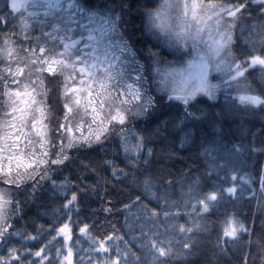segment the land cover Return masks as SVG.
<instances>
[{
	"label": "trees",
	"instance_id": "1",
	"mask_svg": "<svg viewBox=\"0 0 264 264\" xmlns=\"http://www.w3.org/2000/svg\"><path fill=\"white\" fill-rule=\"evenodd\" d=\"M77 1L106 19L113 32L121 35L123 49L118 51L124 52L125 61L132 58L122 85H138L144 101L118 123L105 119L106 108H110L107 91L97 92L95 88L92 92L97 93L100 105V113L94 114L86 92L64 93L62 81L52 80L45 89L48 101L43 105L44 117L38 116L34 129L30 119L24 128L34 141L32 145L24 135H16V129L3 121L4 113L0 111V147L7 148L9 141H21L11 153L21 158V165L50 151L49 140L57 135L55 126L58 121L64 122V95L72 97V112L68 115L77 113L70 127L77 122L81 125L68 136L75 139L81 133L103 135L104 129L117 123L99 142L69 148L65 157L43 175L25 179L19 186L0 180V192L7 195L6 201H11L5 205L8 224L3 230L5 239L0 241V258L11 251L10 264L21 259L24 264H63L67 248L58 229L69 223L70 264H104L108 260L112 264H264V67H248L234 77L227 71L212 72L208 74L209 84L215 86L211 95L195 93L183 101L176 98V93L189 87L173 83L172 66L188 64L202 47H169L146 29L145 10L162 0ZM230 3L244 6L232 33L231 55L241 61L253 54L264 55L259 49L264 34V4L260 0ZM252 44L257 47L255 52ZM37 46L53 49L52 41L35 20L20 22L10 1L0 0V52L10 55L17 49ZM56 52V59L66 58L59 50ZM58 71L57 65L46 66L44 75ZM22 89L23 85L11 91ZM28 90L32 91L31 87ZM242 95L258 97L259 101L242 103ZM76 97L81 98L80 105L75 103ZM14 99L19 108L25 107L19 98ZM49 106L52 120L48 119ZM111 111L115 116L116 109ZM20 114H10L8 120L18 123L15 118ZM36 129L45 138L43 148L40 137L33 134ZM127 130L135 141L129 137L125 143L122 132ZM9 132L13 135L9 136ZM60 142L55 140L57 145ZM132 143L140 144L138 152L128 151ZM0 155L5 165L8 153ZM16 166L12 163L14 171ZM46 166L41 164L40 168ZM146 176L155 178L150 187L143 183ZM232 188L235 191L229 192ZM212 194L216 199L209 201L207 212L187 214L192 213L196 201ZM168 205L176 207L165 217L163 211L168 210ZM153 212L158 215L153 216ZM201 215L203 230L194 236L179 231V225L192 227V221ZM233 222L243 224L246 231L235 238L223 236V229L233 227ZM83 226L84 233L80 230ZM188 237L194 244L185 254L182 244ZM101 242L108 251L100 249ZM160 248L165 249V255H160ZM16 250L20 251L19 257Z\"/></svg>",
	"mask_w": 264,
	"mask_h": 264
},
{
	"label": "snow or ice",
	"instance_id": "2",
	"mask_svg": "<svg viewBox=\"0 0 264 264\" xmlns=\"http://www.w3.org/2000/svg\"><path fill=\"white\" fill-rule=\"evenodd\" d=\"M264 4V0H260ZM244 6L242 4L230 3V0H222V2H217V0H162V3L156 7H151L145 10V27L148 31L152 32L159 37H162L169 47L174 48H184L187 45L188 40H192L193 49L195 50L198 42L202 41L201 32L203 31V25L206 22L215 21V32L219 39H212L213 25L209 24V40L212 42L208 45L207 53H200V59L196 65L198 71L195 74L197 84L194 88L184 90L176 93V98L183 101H187L196 92H204L211 95L214 85H210L208 82V74L210 67L214 64L215 70L224 71L226 67L227 73L233 76H240L246 70V66L259 65L264 67V55H250L246 60L241 61L239 58L233 57L231 55V48L234 44L233 40V30L236 27V21L241 18V9ZM179 22L180 30L177 31L173 25L169 22L172 18ZM227 17V19L225 18ZM189 19L197 25L194 32L190 30L191 26L187 23ZM246 43L250 44L251 41L246 40ZM80 43L84 45L83 51H81L78 45L73 50V56L75 57V63L72 62L73 57L70 56L67 59H56L57 52L55 50H50L47 47L37 46L35 48L29 47L27 49H17L16 52H12L10 55H5V53L0 52V111H3L4 117L2 118L4 122H7L11 128L16 129V135H24L28 139V144L32 145L31 137L28 133L24 132V128L28 126V121H31V127L34 129L38 121V116L42 119L45 115V109L43 105L48 101V95L45 93V89L48 87L52 80L62 81L61 87H63L64 93H84L87 92L89 97H92L93 85L99 80L100 88L107 91L110 97V108L108 115L105 117L106 120L110 118L111 121H117L121 123L131 113L132 107L139 106L143 103L144 97L140 94L139 86L132 88L124 87L115 73V66L111 63L112 59H116L115 46L113 44L112 38L110 36H105L101 30L99 34L95 32L89 34L87 39L83 37ZM253 52L256 51L257 47L252 44ZM259 49L264 52V34L261 35L259 40ZM20 53L19 55L17 54ZM31 53V55H29ZM62 55V53H61ZM15 57V58H14ZM23 57V59L21 58ZM47 57V58H46ZM221 57L219 61H215L214 58ZM224 58H227L226 60ZM76 64L80 67L77 69ZM16 65L17 67H13ZM23 67H20V66ZM52 65H57L59 68L58 72H53L50 76H45L46 66L51 68ZM71 65L73 71L66 73L67 69ZM159 72V67L157 68ZM78 72V76L76 73ZM23 73V75H21ZM112 73V75H109ZM234 73V74H233ZM114 77L116 82L114 83ZM44 81V86L41 88V80ZM46 81V84H45ZM71 81V83H69ZM163 84L164 81H161ZM18 91H11V89H21ZM31 87L32 91H29ZM115 92L113 96L112 93ZM14 97L19 98L24 104V108H19ZM28 97V101H24L23 98ZM123 97V99H122ZM171 98V97H170ZM240 101L257 103L259 101L258 97L253 96H240ZM72 97L64 95L63 101V123H58L55 126V131L57 135L49 140L50 151H43L40 153L39 158L32 159L29 164L21 165L20 160L14 157L11 153L15 149L16 141L8 144L7 148L0 147V153H8V166L5 169L3 163V156L0 155V180L8 185H16L23 183L25 179H32L36 175H43L44 172L51 167V165L58 163L62 160L68 149L75 147L77 145L83 147L91 144L93 141L99 142L101 139L106 137L107 132H110L112 126L117 124L113 123L110 128L104 129V134H88L81 135L77 138H72L68 136L67 133L73 130H79L81 126L79 122L70 124L74 120L77 113H73L69 116L68 113L72 112L71 108ZM75 103L77 105L81 104V98L76 97ZM89 104L92 103V99H89ZM116 109V115H112L111 109ZM11 109V113H9ZM119 109V111H117ZM17 111L21 114L15 119L18 123L8 120L10 114L14 115ZM48 119L52 120L54 117L50 115L52 113V108L49 106L47 108ZM123 113V115H121ZM115 117V118H114ZM95 122V118L93 119ZM86 123V121H85ZM103 121H101V126ZM43 127V126H42ZM9 136L13 135L11 132ZM36 135L40 137L39 143L41 148L44 147L45 138L42 136L41 132H37ZM122 135L125 137V143H127L128 138L132 137L135 141V137L132 136L130 130L123 131ZM61 142L57 145L55 143L56 139ZM139 151L140 144L132 143L128 146V151ZM36 156L37 153H32ZM17 159V166L15 171L13 170L11 161ZM41 164L47 165L44 168H40ZM21 167L25 170L21 171ZM155 178L151 176H146L143 180L145 187H150L154 184ZM235 189H229V192H234ZM215 194L211 196L199 199L196 201V205L192 206V213H187L192 215L193 213H205L211 206L209 201L215 200ZM11 201H6L2 196H0V241L5 239L3 235L4 227L8 224V217L6 216L5 205H10ZM176 207V205H168V210L163 211L165 217L171 215V208ZM153 216H157V212L152 213ZM203 215L199 216L197 220L192 221V227H184L179 225V231L181 233L191 232L194 236L197 232L203 230L205 225L201 219ZM234 225L231 228L223 229V236L235 238L239 232L246 231L243 224H238L233 222ZM86 226L81 227V232L84 233ZM195 229V231H193ZM58 231L63 233L65 243L68 240V224H63ZM192 237H188L184 240L182 248L185 254L190 253L194 241L192 244L189 243ZM96 241L93 240V244ZM102 251H108L105 245L101 242L99 245ZM171 252V248L168 249ZM160 255H165V249H159ZM12 252L8 251L6 255L0 258V264H10ZM16 256H20V251L16 250ZM72 252L71 249L68 251V255L65 259L71 260ZM39 258H43L40 256ZM16 264H24L23 260H18ZM104 264H112L111 260L104 261Z\"/></svg>",
	"mask_w": 264,
	"mask_h": 264
},
{
	"label": "rangeland",
	"instance_id": "3",
	"mask_svg": "<svg viewBox=\"0 0 264 264\" xmlns=\"http://www.w3.org/2000/svg\"><path fill=\"white\" fill-rule=\"evenodd\" d=\"M10 1V7L14 11V13H17L20 15V22H26V21H33L35 20L39 26L40 30L44 31L48 35V39L52 41L53 49L55 51H60L62 54L65 55V59L72 56L73 60L72 62L75 63V57L73 56V50L79 45L81 48V51H83L84 45L80 43L81 38L87 39L89 34L95 32L96 34H99L102 30L105 36H110L112 38L113 44L115 46L116 51V59H112L111 63L115 66V73L117 74L119 81L121 84H124V81L126 78V72L130 69V67L127 65L132 58H127L126 61L123 58L124 52H119L118 50L123 49L122 43L124 42L123 39H121V35L117 36L116 33L113 32L112 27L109 25L108 21L104 19L103 17L92 13L89 9L85 8L80 2L77 0H9ZM71 1V2H70ZM45 6V7L41 4ZM46 10H45V9ZM22 17V18H21ZM173 27L179 31L180 25L177 26V20L173 18L169 21ZM191 28L190 30L192 32L195 31L197 25L195 22L189 21L187 22ZM209 24L213 25V31L211 33L212 39H219V37L216 35L215 32V21L206 22L202 27L203 31L201 32L202 41L198 42L196 47H202L201 51L198 52L197 58H192L189 63L182 64L180 66L174 65L172 66L173 72L172 74L175 75V78L173 80L174 84H177L180 86L183 84L186 87H189V89L194 88L196 84L198 83L195 74L198 71L196 65L199 62L200 59V53H207L208 51V45L212 42L209 40ZM49 25V26H48ZM47 27H51L50 30L47 29ZM48 30V31H47ZM53 34V36L51 35ZM157 39H159L162 43L164 42L165 45H168L165 40L162 37H159L158 35L155 36ZM188 44H192V40L187 41L186 50L189 48ZM184 48V49H185ZM185 50V51H186ZM58 54V53H57ZM23 59V57H22ZM221 57L214 58L215 61H219ZM225 60L227 58H224ZM126 62V63H125ZM261 67L259 65H251L246 66L248 67ZM80 67L79 64H76V68L78 69ZM166 70L168 66L165 67ZM73 69L71 65L67 69L65 75L67 76V73L72 72ZM125 72V73H124ZM212 72H226V67L224 71H217L215 70L214 64L210 67L209 74ZM234 74V73H233ZM78 76V74H76ZM109 75H112V73H109ZM234 77V76H233ZM125 78V80H124ZM208 79V77H207ZM209 81V79H208ZM71 82V81H70ZM113 82H116V78L114 77ZM94 89L96 88V91L99 92V90H103L100 88V81L98 80L94 85ZM128 88H132L131 83H128ZM87 93V92H86ZM200 93V92H196ZM78 95V93H75ZM88 94V93H87ZM89 96V95H88ZM194 96V95H193ZM89 99H92V105L94 114L100 113V105L97 102V93H92V97H89ZM106 99V98H105ZM123 99V97H122ZM107 102H110V98L107 96ZM251 103V102H250ZM103 104V102H102ZM251 104H257V103H251ZM98 107H96V106ZM139 107V106H137ZM137 107H132L131 111ZM106 110L109 112V107L106 108ZM262 113L264 110L261 111ZM93 114V115H94ZM38 129H36V132L33 131V134L37 133ZM37 136V135H36ZM16 145H19L21 141L17 142ZM9 143H13V141H9ZM7 144V143H6ZM20 160V163L22 162L21 158L19 156H14ZM17 163V159H13L11 163ZM9 161L5 164V169H7ZM0 196L6 200L7 195L5 193L0 192ZM68 224V240L65 243L67 248V255L68 251L70 249V241H71V225ZM59 235L64 238L63 233L59 232ZM65 256V258L67 257ZM72 260V256H71ZM70 260V262H71ZM63 264H69V261L67 259H64Z\"/></svg>",
	"mask_w": 264,
	"mask_h": 264
}]
</instances>
